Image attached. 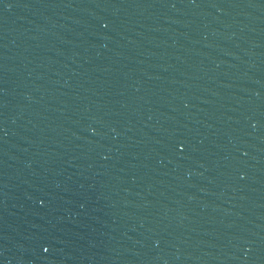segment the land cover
<instances>
[{
    "label": "water",
    "instance_id": "water-1",
    "mask_svg": "<svg viewBox=\"0 0 264 264\" xmlns=\"http://www.w3.org/2000/svg\"><path fill=\"white\" fill-rule=\"evenodd\" d=\"M0 264H264V0H0Z\"/></svg>",
    "mask_w": 264,
    "mask_h": 264
},
{
    "label": "snow or ice",
    "instance_id": "snow-or-ice-1",
    "mask_svg": "<svg viewBox=\"0 0 264 264\" xmlns=\"http://www.w3.org/2000/svg\"><path fill=\"white\" fill-rule=\"evenodd\" d=\"M45 251H47V249H45Z\"/></svg>",
    "mask_w": 264,
    "mask_h": 264
}]
</instances>
